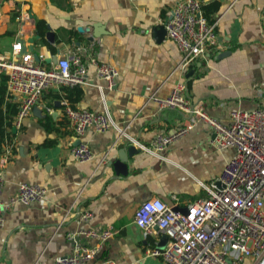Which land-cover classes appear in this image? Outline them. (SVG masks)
I'll use <instances>...</instances> for the list:
<instances>
[{"label":"crops","instance_id":"crops-1","mask_svg":"<svg viewBox=\"0 0 264 264\" xmlns=\"http://www.w3.org/2000/svg\"><path fill=\"white\" fill-rule=\"evenodd\" d=\"M176 1L0 0V60L12 58L11 45L20 40L28 51L32 47V53L43 55L40 64L45 67L54 58L74 53L87 66L84 84L47 88L19 126L13 124L19 96L9 91L7 76L0 73V128H4L0 155L8 145L13 153L2 169L1 198L7 201L23 182L46 188L41 200L28 205L16 202L4 212L0 264H54L57 256L72 252L74 243L66 232L105 228L113 234L89 264L105 259L116 264H168L152 254L163 248V233L153 229L143 236L134 221L136 209L151 196L176 209L205 197L202 184L220 176L234 148L216 149L210 144L211 126L198 121L158 155L139 149L128 158L127 173L119 175L112 162L127 141L113 144V128L86 129L76 136L63 105L100 112L104 98L112 119L119 125L130 121L127 132L145 145L156 133H170L188 123L189 114L161 109L150 98L166 97L181 81L189 100L202 103L208 115L223 124L230 122L232 110L263 106L264 0H201L207 19L219 17L217 37L229 54L219 57L208 49L184 74L176 68L180 60L176 43L166 35L157 40L153 31L166 21ZM79 26H89L92 32H80ZM92 59L117 69L111 88L96 75ZM78 141L91 148L90 161L72 159L70 149ZM105 153L106 161L100 163ZM85 211L90 218H81ZM78 242L98 243L85 236Z\"/></svg>","mask_w":264,"mask_h":264},{"label":"built area","instance_id":"built-area-1","mask_svg":"<svg viewBox=\"0 0 264 264\" xmlns=\"http://www.w3.org/2000/svg\"><path fill=\"white\" fill-rule=\"evenodd\" d=\"M219 17L209 21L203 13L201 0H178L169 17L163 23L166 37L176 43L180 52L177 65L183 74L202 58L208 49L220 54L224 47L218 40L216 26ZM22 41L11 45L12 58L0 60V73L7 76L8 88L19 96V111L13 124L19 126L39 102L43 92L52 86H75L85 83L87 66L81 55L58 57L49 67L34 59ZM96 75L112 87L118 76L117 69L109 63H97ZM185 81L177 83L169 95H152L159 108L176 109L189 114L188 123L172 132H158L150 145L137 141L128 132L130 121L119 125L109 114L103 98L104 110L97 112L86 108L72 107L64 103L63 111L72 125L73 132L80 136L86 129L104 132L115 130L113 144L121 140L158 155V151L185 135L198 121L207 122L213 131L210 144L221 150L233 147L234 156L226 162L220 176L208 184H202L206 196L188 203L186 212L174 209L156 196L142 201L134 214V221L146 236L153 229L163 233L165 244L154 249L152 254L160 256L168 264H264V105L251 110L235 109L230 112V122L223 124L210 117L202 103H192L186 95ZM8 145L0 155V228L4 223V212L16 202L28 205L41 200L46 188L36 183L23 182L15 195L7 201L1 198L4 180L2 169L12 156ZM72 159L87 162L93 152L87 143L79 141L70 149ZM105 153L100 163L106 161ZM219 180L221 186L216 184ZM70 212L63 215L59 226ZM91 217L89 211L81 218ZM113 234L110 228L101 230L68 231L67 240L74 243L72 252L57 256L54 264H89L99 252L100 246ZM79 236L94 238L96 245H82ZM98 264H116L105 259Z\"/></svg>","mask_w":264,"mask_h":264},{"label":"water","instance_id":"water-1","mask_svg":"<svg viewBox=\"0 0 264 264\" xmlns=\"http://www.w3.org/2000/svg\"><path fill=\"white\" fill-rule=\"evenodd\" d=\"M78 31L80 32H87V33H90L92 32L91 30V27L89 26H79L77 27ZM155 35L157 36V40H161L163 39V37L166 35V32H165V28H164V25L161 24V25H158L157 27H155L153 29ZM96 34V33H95ZM33 37L31 39H29L28 41L30 43L33 42ZM31 50H32V47H29ZM22 51H26V48L25 47H22ZM229 54V51H223L219 54V57H224L226 55ZM33 56H34V59L36 61H39V58H38V54L37 53H33ZM54 60H56L54 58ZM56 105H60V101L57 100L56 101ZM13 130H15V128H13ZM79 142V141H78ZM140 150L138 148H136L134 145L132 144H128L126 147H125V150L122 151L120 153V156L118 158H116L113 162H112V166L115 170V172L119 175H125L128 171V164H127V160L129 157L133 156L134 154L138 153ZM216 184L218 186H221V183L219 180L216 181ZM176 209V208H174ZM182 212H186V208H182L181 209Z\"/></svg>","mask_w":264,"mask_h":264},{"label":"trees","instance_id":"trees-1","mask_svg":"<svg viewBox=\"0 0 264 264\" xmlns=\"http://www.w3.org/2000/svg\"><path fill=\"white\" fill-rule=\"evenodd\" d=\"M209 21H212V19H208ZM3 77V80H5L6 79V76H2ZM8 123V126L9 127H11L12 126V123L10 122V120L7 122ZM3 133H4V128L2 129V128H0V134H2V136H3ZM8 135H10L9 133H8Z\"/></svg>","mask_w":264,"mask_h":264}]
</instances>
